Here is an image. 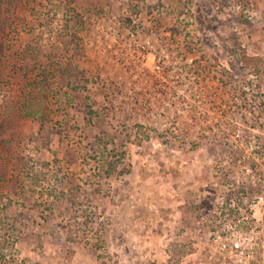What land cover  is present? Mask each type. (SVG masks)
<instances>
[{"label":"rangeland","instance_id":"1","mask_svg":"<svg viewBox=\"0 0 264 264\" xmlns=\"http://www.w3.org/2000/svg\"><path fill=\"white\" fill-rule=\"evenodd\" d=\"M257 161L264 0H0V264H220Z\"/></svg>","mask_w":264,"mask_h":264},{"label":"built area","instance_id":"2","mask_svg":"<svg viewBox=\"0 0 264 264\" xmlns=\"http://www.w3.org/2000/svg\"><path fill=\"white\" fill-rule=\"evenodd\" d=\"M255 163L228 176L204 219L220 264H264V164Z\"/></svg>","mask_w":264,"mask_h":264}]
</instances>
